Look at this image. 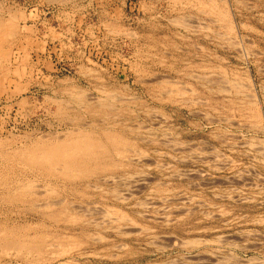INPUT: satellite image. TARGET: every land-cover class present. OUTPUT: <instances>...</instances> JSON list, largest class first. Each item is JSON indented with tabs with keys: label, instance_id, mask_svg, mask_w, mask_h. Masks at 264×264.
Masks as SVG:
<instances>
[{
	"label": "rangeland",
	"instance_id": "rangeland-1",
	"mask_svg": "<svg viewBox=\"0 0 264 264\" xmlns=\"http://www.w3.org/2000/svg\"><path fill=\"white\" fill-rule=\"evenodd\" d=\"M212 1L0 0V142L17 148L26 137L110 125L146 153L137 171L147 179L136 186L120 172L115 184L90 181L97 191L0 162L16 174L2 178L9 184L54 190L86 220L121 206L139 229L122 238L90 227L86 239L0 192V234L43 235L50 257L60 250L53 237L68 233L82 256L62 264H264V0ZM102 101L109 109L98 111ZM113 187L126 203L113 201ZM6 255L0 264H39Z\"/></svg>",
	"mask_w": 264,
	"mask_h": 264
},
{
	"label": "bare ground",
	"instance_id": "bare-ground-1",
	"mask_svg": "<svg viewBox=\"0 0 264 264\" xmlns=\"http://www.w3.org/2000/svg\"><path fill=\"white\" fill-rule=\"evenodd\" d=\"M48 1H51V0H48ZM62 1L63 0H61V4H63ZM195 1H197V0H195ZM211 2L213 3L212 0H211ZM214 3H215V1H214ZM213 8L215 9L216 7H213ZM208 9L210 10V8H208ZM222 9H223V7H222ZM211 11H213V10L211 9ZM221 11H223V10H221ZM217 12H219V10ZM226 12L223 13V16H225V19H226V15H227ZM211 16H213V15H211ZM6 18L5 19L7 21H9L7 16H6ZM12 18L14 19L17 17H12ZM179 19H181V18H179ZM2 21H4V19ZM179 22H180V24H182L180 20L177 23H179ZM6 23L8 25L11 24L10 25L11 30L9 28H7L10 31H12V29L15 28L13 23L5 22V24ZM171 23L173 24V22H171ZM229 24L231 25V23H229ZM3 27L1 26V23H0V28L3 29ZM4 28H6V25ZM230 29L231 28H228L227 31H230ZM231 31L233 32V30H231ZM9 33H10V35L11 34L13 35V33H11V32H9ZM214 34H216V33H214ZM3 37H4V40H7V38L10 36H6L7 37L6 38L5 35H3ZM11 40L12 39L10 38V41ZM13 40H15V38H13ZM6 44H4V45L6 46ZM10 45H12V44H10ZM192 77H194V76H192ZM195 77H197V76H195ZM199 77L201 78V76H199ZM199 77H197V78H199ZM225 77H226V75H225ZM166 82H168V81H166ZM166 82H161V83H166ZM170 82L171 81H169V83ZM226 82H227V80H226ZM233 83L235 84L236 82H233ZM199 85H201V84H199ZM231 85H232V80H231ZM227 86H229L228 82H227ZM241 86L239 84H235L234 87H236V88L238 87L237 89L240 90ZM172 87H171V89H172ZM224 87L222 86L223 89H224ZM218 88H219V86H218ZM231 88H232V86H231ZM236 88H234V89H236ZM242 88H244V87H242ZM226 89H224L223 91L221 90V93L227 92L229 88H226ZM237 89L235 91H237ZM220 90H219V92H220ZM166 91L164 89V92H166ZM191 92H190V94H191ZM214 93H215V91H214ZM227 93H229V92H227ZM235 93L236 92H234V94ZM237 93H238V96H240L239 92H237ZM113 94L114 93H112V95ZM161 94H162V92H161ZM170 94H172V93H170V91H169L168 95H170ZM178 94H180V92H178ZM176 95L174 97H176ZM184 95H185V93H184ZM81 96H82L81 94H78L75 98L84 99V97L81 98ZM241 96H243V95H241ZM248 96H250V94ZM234 97H236V96H234ZM247 97H245L244 99H247ZM253 98H254V96H253ZM115 99H117V98H115ZM251 99H252V96H251ZM197 100L198 99L195 100L196 103H197ZM59 101H60V99H59ZM202 101L204 102L205 100L202 99ZM246 103H249V102H246ZM64 104H65V102H64ZM97 105L99 107L98 111L106 109V107L108 106V104L106 105L103 101L98 103ZM94 106H95V104H94ZM61 107H62V105H61ZM251 108H252L251 111L253 113V117L256 119H260V117H261L260 110L261 109L259 110V107L257 106L256 101L251 103ZM107 109H109V107H107ZM245 112H247V111H245ZM245 116H247V115H245ZM257 126H259V125H257ZM88 127H89V129H88ZM88 127L87 128L82 127V128H77V129H73V130L68 129L69 131L65 132V135H63V136L62 135L61 136L54 135V133L52 134V132H51V134H49V135H42L39 137L37 136L36 138L26 137L25 143L21 147H17V148L12 147V146L7 147V146H5L6 145L5 142H0V147H1V149H0V160L1 161L0 162H2V164L5 163L6 165L10 166L12 171L13 170H18V172L20 170L27 171V172L33 174V176L36 175L37 177H42V178L51 179V180L53 179L55 182L60 181L63 184L64 183H71V184H69V186L70 185L72 186V184L75 182H79L80 185H83V186L85 185V188L93 189V190H97V191H102L103 190L102 187L98 184L96 185V183H95V185H92V184H90V181H96L97 182L98 180L100 181L102 178L101 181L106 185L112 184V183L115 184L118 180L114 175L116 173H120V172L124 173L126 176L131 178V180L129 182L132 181L134 184H136V186H138L139 183L142 184L141 183L142 181L147 180V179H145L146 177L142 176L144 173L142 174V172L137 171L140 169V168H138L140 166V164L142 162H144V160H145L144 158L146 156V153L143 150L136 151V149L134 148L135 143L131 142L129 140V138H126L123 135H121L117 129H114V128L110 129L108 127H102V128L94 129L91 126H88ZM131 154H133V155H131ZM134 171H137L136 172L137 175L135 177L133 174ZM8 172L9 171H7V172L0 171V192L3 195H5V199L3 201H5L6 203L26 204L32 210L39 213L40 216L43 215L45 217L44 219L51 221V223L64 224L65 226H67V227L69 226L71 228H79L80 232L78 234L80 237H85L86 239L87 238L90 239V237L92 235L90 227H95V230H97V231L99 229H103L106 232H108V231L111 232L112 234L116 235L117 237L119 236L122 238H127V237L131 236L132 234H134V229L135 228L137 229V227H138L137 226L134 228V225H137L135 223V220H133L131 217H129V215L121 208V206H112L110 209L108 208L109 210L105 211V213H106L104 215L105 219L101 222H97L93 219L92 220L91 219L86 220L85 217L88 216V214H85L84 210L78 209V208L82 207L81 205H78V206L73 205L75 207H72V206H70L71 204L68 203L67 199L66 200H63V199L60 200L57 198L58 200H56V197H58L56 191L51 190V189H50V191H48V189L45 191H41V190L37 191V190H34L35 185L31 184V183H25V182H24V184L14 183V180H13V182H11L9 184L6 179H5V181L3 179L4 178L9 179L10 177L14 178L13 177L14 174H12L11 172L10 173H8ZM133 183H132V185H133ZM123 185H125V183ZM111 190L112 191H111L110 195L113 196V201H118V202H121L122 204L126 203V201L128 199L127 197H125L123 194L121 196L117 192L118 190L116 191L115 187H113ZM103 192H105V191H103ZM107 194H109V193H107ZM79 195L81 197H85L86 192H80ZM104 196H106V195H104ZM79 199H81V198H79ZM85 203H87V202H85ZM143 215H144V213H143ZM148 217H150V216H148ZM153 219H155V218H153ZM163 219H164V217H163ZM28 230L29 229H23L21 231H17V230H7L6 231L5 230V231L1 232V234H0V254L9 255L13 251L20 258L36 255L39 259V262H38L39 264H62L61 261L65 257L70 259L73 256H82L81 251H79L78 253L76 252L77 254L74 253L75 249L72 248V245L69 244V241H71L72 235H68V233H66V234H59V235H56L53 237L54 240L59 244L60 250L53 253L52 256L47 257V254L50 251V246L48 244L49 243L48 240L45 239V236H43V235H37V236L30 237L28 234ZM93 230H94V228H93ZM137 230L139 231V229H137ZM135 234H137V232ZM93 237H95V236H93ZM74 239H76V238H74ZM98 239H99V241L100 240H104V241L107 240L106 237H102V236L98 237L97 241H98ZM91 240H92V238H91ZM95 240H96V237H95ZM184 242H181V244L183 243L186 245V243H184ZM197 244H198V241H196V240H189V242L187 243V245H190V246L191 245L192 246L197 245ZM56 246H58V245H56ZM124 246H126V244ZM79 248H80V246H79ZM90 251H92V250H90ZM0 257H2V256H0ZM1 260H3V259H1Z\"/></svg>",
	"mask_w": 264,
	"mask_h": 264
}]
</instances>
